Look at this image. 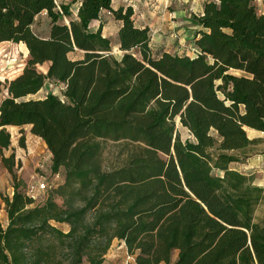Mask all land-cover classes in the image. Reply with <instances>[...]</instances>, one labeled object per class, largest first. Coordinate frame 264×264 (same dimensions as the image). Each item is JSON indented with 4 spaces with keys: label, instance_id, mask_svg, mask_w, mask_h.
Masks as SVG:
<instances>
[{
    "label": "trees",
    "instance_id": "obj_1",
    "mask_svg": "<svg viewBox=\"0 0 264 264\" xmlns=\"http://www.w3.org/2000/svg\"><path fill=\"white\" fill-rule=\"evenodd\" d=\"M255 1L206 0L193 17L191 55L156 54L131 5L80 0L71 18L65 0H0V42L29 53L0 102L1 161L14 180L3 197L0 264H103L115 240L134 264H264V218L256 220L264 189L231 166L253 155L246 129L264 132V9ZM44 11L46 37L33 30ZM106 11L121 23L120 58L103 32ZM48 81L65 84L64 98H28ZM177 121L193 139H182ZM24 125L63 177L44 202L20 189L22 162L4 154L7 127ZM107 141L133 147L122 164L105 165Z\"/></svg>",
    "mask_w": 264,
    "mask_h": 264
},
{
    "label": "rangeland",
    "instance_id": "obj_2",
    "mask_svg": "<svg viewBox=\"0 0 264 264\" xmlns=\"http://www.w3.org/2000/svg\"><path fill=\"white\" fill-rule=\"evenodd\" d=\"M62 0H59V2ZM71 3V18H77L78 3L77 0H65ZM201 0H150V8L152 14L149 16L152 24L153 40L152 48L156 54L162 50H169L172 53L178 54H196V47L193 42V35L196 30V24L193 21L194 15L199 13ZM257 10L261 13L264 9L262 0L254 2ZM112 16V15H110ZM70 17H63L60 23H69ZM104 21V17L102 18ZM176 23L174 27H164V25ZM98 22L94 21L91 24V29H95ZM51 28V19L48 17L46 11L42 12L35 19L33 30L40 36H48ZM117 25L114 21L108 22L106 35L109 36L113 44V54L118 58L122 56V51L118 47V34H116ZM83 53L77 51L70 54V58H81ZM29 53L27 46L24 43H15L11 41L0 42V83L2 93L1 100L7 96L5 84L7 80H12L20 73H22ZM49 63L38 65V69L47 72ZM231 73L242 74L240 71L231 70ZM65 85L48 81L44 88L37 94L31 95L28 98H44L49 93H54L62 98ZM8 130L12 135V144L10 149L4 150V154L9 156L12 152L16 153V160L22 162V166L16 170L20 189L28 192V188L37 184L38 182H46L49 187L44 191H36L37 202H44L47 195L53 190L63 178L61 175L57 176L52 171L50 151L46 143L31 134L30 126H8ZM24 130L26 135V148L19 145V138L21 131ZM177 132L182 139H193L187 127H184L177 121ZM104 150V163L107 167L118 166L127 158V153L132 146H126L122 143L107 141ZM14 191V180L12 174L4 167L0 155V221L7 225L8 217L5 208L4 196L12 195ZM264 218V203L259 206L256 213V220L260 221ZM61 227L67 229L68 226L61 224ZM134 257L130 256L123 245L118 240H115L111 249L106 255L103 264H132ZM86 264V263H85Z\"/></svg>",
    "mask_w": 264,
    "mask_h": 264
},
{
    "label": "crops",
    "instance_id": "obj_3",
    "mask_svg": "<svg viewBox=\"0 0 264 264\" xmlns=\"http://www.w3.org/2000/svg\"><path fill=\"white\" fill-rule=\"evenodd\" d=\"M79 1V5H80V0H77V2ZM198 1V0H196ZM206 0H201L200 3V8H199V13H202L203 11V5L204 2ZM78 5V7H79ZM131 5L134 8L135 14H134V18H135V22L138 26H150V28L153 30L152 28V24L150 23L149 20V16L150 14H152V8H150V0H113V7L116 9L120 6H129ZM104 17L105 21H104V27H103V32L106 35V30L108 27V22L114 21L117 25V30H116V34H118V30L120 27V22L115 20L113 18V16H110L107 12H103L102 16ZM96 22H98L97 27L100 24V20H95ZM94 22V21H93ZM176 25L175 22H173L172 24H167L164 25V27H174ZM97 27L94 29L96 30ZM197 27V25H196ZM167 29V28H166ZM193 42H194V35H193ZM195 46V43H194ZM165 51H169V50H165ZM30 126V130H31V125ZM12 127H16V126H12ZM247 133L248 136L251 140H254V142H256V144L251 146V150L253 151V155L250 156L246 161L244 162H238V163H233L231 166L233 169L238 170L248 176H252L254 179V182L260 186L263 187L264 189V182H262V166H263V162H264V132L263 131H258L252 128H247ZM32 134V133H31ZM33 135V134H32ZM34 137H38L33 135ZM40 138V137H38ZM41 139V138H40ZM50 158H51V163H52V154L50 152ZM119 242V241H118ZM121 245H123L125 247L124 243H121ZM126 249V247H125ZM134 264V263H132Z\"/></svg>",
    "mask_w": 264,
    "mask_h": 264
},
{
    "label": "built area",
    "instance_id": "obj_4",
    "mask_svg": "<svg viewBox=\"0 0 264 264\" xmlns=\"http://www.w3.org/2000/svg\"><path fill=\"white\" fill-rule=\"evenodd\" d=\"M61 2V1H60ZM109 15H111V12L110 11H106ZM196 53L198 52V49L196 48L195 49ZM65 85V84H64ZM262 182H264V162H263V166H262ZM57 176H59V174H57ZM49 188V185L48 183H46L45 181L44 182H38L37 184L33 185V186H30V188H28V193L32 196H34L35 198L36 197V191H44L45 189Z\"/></svg>",
    "mask_w": 264,
    "mask_h": 264
}]
</instances>
